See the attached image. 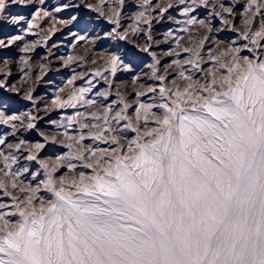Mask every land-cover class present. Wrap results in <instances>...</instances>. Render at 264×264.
I'll return each mask as SVG.
<instances>
[{
    "label": "snow or ice",
    "instance_id": "snow-or-ice-1",
    "mask_svg": "<svg viewBox=\"0 0 264 264\" xmlns=\"http://www.w3.org/2000/svg\"><path fill=\"white\" fill-rule=\"evenodd\" d=\"M0 264H264V0H0Z\"/></svg>",
    "mask_w": 264,
    "mask_h": 264
},
{
    "label": "rangeland",
    "instance_id": "rangeland-1",
    "mask_svg": "<svg viewBox=\"0 0 264 264\" xmlns=\"http://www.w3.org/2000/svg\"><path fill=\"white\" fill-rule=\"evenodd\" d=\"M62 75H66V73L61 72V73H58V74H55V75L50 74V78L53 79V80H55L56 84H61V76ZM40 94H43V88H42Z\"/></svg>",
    "mask_w": 264,
    "mask_h": 264
}]
</instances>
